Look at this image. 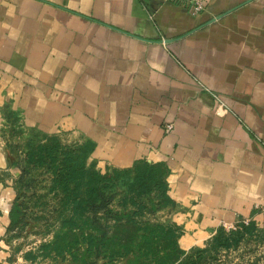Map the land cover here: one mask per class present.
<instances>
[{
	"label": "crops",
	"instance_id": "crops-1",
	"mask_svg": "<svg viewBox=\"0 0 264 264\" xmlns=\"http://www.w3.org/2000/svg\"><path fill=\"white\" fill-rule=\"evenodd\" d=\"M8 111L17 139H90L102 170L164 162L185 249L264 224V0H0V264L19 173Z\"/></svg>",
	"mask_w": 264,
	"mask_h": 264
},
{
	"label": "trees",
	"instance_id": "trees-1",
	"mask_svg": "<svg viewBox=\"0 0 264 264\" xmlns=\"http://www.w3.org/2000/svg\"><path fill=\"white\" fill-rule=\"evenodd\" d=\"M5 117L10 124L1 128L4 151L19 173L2 238L14 249L20 244L13 245V239H25L42 226L44 232L55 220L52 237L37 248L41 255L69 264H221V249L253 236L264 242V224L249 219L236 221L235 228L219 225L203 245L185 249L179 224L153 218L176 203L168 193L164 162L137 159L102 170L89 160L94 147L90 139L67 141L37 132L17 139L23 132L18 116L8 111ZM37 199L43 205L33 209ZM23 255L37 254L28 249Z\"/></svg>",
	"mask_w": 264,
	"mask_h": 264
},
{
	"label": "rangeland",
	"instance_id": "rangeland-1",
	"mask_svg": "<svg viewBox=\"0 0 264 264\" xmlns=\"http://www.w3.org/2000/svg\"><path fill=\"white\" fill-rule=\"evenodd\" d=\"M6 174L0 170V180H4ZM41 191L44 189L41 188ZM38 191V192H41ZM33 209H39L42 207V203L37 200ZM174 209H170L169 207L163 208L157 211L153 218H158L160 220H173ZM58 221L55 220L54 224L47 225L46 231H42V227L38 229L39 232H30L25 239L17 238L12 240L13 245L20 244L19 249H14L10 244V252L11 256L9 258V264L13 261L17 260V256H21L24 261L19 262L18 264H69L67 260H62L60 258H54L52 256H43L40 254L37 246L40 242L47 241L52 237L53 230L57 227ZM50 226V227H49ZM205 243V242H204ZM34 250L37 254L32 258H24L25 250ZM14 253V254H13ZM219 260L221 264H264V242L259 240L258 238L247 237L243 239L236 247L221 249L219 252ZM117 264H121L117 262Z\"/></svg>",
	"mask_w": 264,
	"mask_h": 264
},
{
	"label": "built area",
	"instance_id": "built-area-1",
	"mask_svg": "<svg viewBox=\"0 0 264 264\" xmlns=\"http://www.w3.org/2000/svg\"><path fill=\"white\" fill-rule=\"evenodd\" d=\"M184 1L189 3L191 10L194 12L200 11V10L204 9V7H205V0H184ZM170 126H171L170 124H166V128H169ZM255 207H259V206L256 204ZM241 220L244 223H247L249 221L248 218L241 219ZM223 226L226 229L235 228L236 222L229 223V224H223Z\"/></svg>",
	"mask_w": 264,
	"mask_h": 264
}]
</instances>
